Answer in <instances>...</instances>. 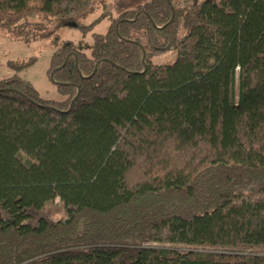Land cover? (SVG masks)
<instances>
[{
	"label": "trees",
	"instance_id": "obj_1",
	"mask_svg": "<svg viewBox=\"0 0 264 264\" xmlns=\"http://www.w3.org/2000/svg\"><path fill=\"white\" fill-rule=\"evenodd\" d=\"M191 1L0 0L4 29L110 20L55 41L61 100L0 81V264H264V0Z\"/></svg>",
	"mask_w": 264,
	"mask_h": 264
},
{
	"label": "rangeland",
	"instance_id": "obj_2",
	"mask_svg": "<svg viewBox=\"0 0 264 264\" xmlns=\"http://www.w3.org/2000/svg\"><path fill=\"white\" fill-rule=\"evenodd\" d=\"M147 0H95L94 12L79 20L80 25H88L103 14L117 19L124 11L141 7ZM176 7L191 4V0H173ZM110 25L109 19L102 20L86 36L75 26L57 27L54 20L42 17H29L20 21L11 29L0 28V81L20 78L32 87L42 100H61L57 86L50 80V59L58 44L72 42H92V35L104 34ZM55 39V40H54ZM88 53V51H87ZM174 51L161 57L153 58V64H172L175 61ZM35 57V62L20 72L10 68V64L21 65L20 61ZM17 61V62H16Z\"/></svg>",
	"mask_w": 264,
	"mask_h": 264
},
{
	"label": "water",
	"instance_id": "obj_3",
	"mask_svg": "<svg viewBox=\"0 0 264 264\" xmlns=\"http://www.w3.org/2000/svg\"><path fill=\"white\" fill-rule=\"evenodd\" d=\"M173 15H174V13H173V9H172V18H173ZM137 16H138V14L136 15L135 19L137 18ZM135 19H134V20H135ZM171 20H172V19H171ZM142 54H143V57H142V63L145 64V62H144V54H145V53H144L143 50H142ZM64 64H65V63H64ZM64 64H63V65H64ZM97 65H98V64H96V66H97ZM57 70H58V69H57ZM95 71H96V67H95L93 73H92L89 77H92L93 74L95 73ZM53 75H54V71L50 74V80H51L53 83H56V82L54 81V79H53ZM80 76H81V75H80ZM78 96H79V91L77 92L75 98L71 101L68 111H70V110L72 109V106H73V104H74V101H75V99H76Z\"/></svg>",
	"mask_w": 264,
	"mask_h": 264
},
{
	"label": "bare ground",
	"instance_id": "obj_4",
	"mask_svg": "<svg viewBox=\"0 0 264 264\" xmlns=\"http://www.w3.org/2000/svg\"><path fill=\"white\" fill-rule=\"evenodd\" d=\"M66 63V62H65Z\"/></svg>",
	"mask_w": 264,
	"mask_h": 264
}]
</instances>
